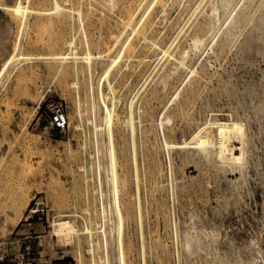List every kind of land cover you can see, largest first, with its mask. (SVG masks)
Wrapping results in <instances>:
<instances>
[{"label":"rangeland","instance_id":"1","mask_svg":"<svg viewBox=\"0 0 264 264\" xmlns=\"http://www.w3.org/2000/svg\"><path fill=\"white\" fill-rule=\"evenodd\" d=\"M61 1L82 17L0 9V249L28 241L42 264H79L80 253L93 264L86 234L66 240L54 223L82 229L101 217L97 264H264V0ZM130 11L139 32L124 26ZM70 37L78 48L61 63ZM183 48L181 66L170 53ZM54 101L66 130L49 123ZM215 118L244 123L238 164L180 145L198 126L215 137Z\"/></svg>","mask_w":264,"mask_h":264},{"label":"bare ground","instance_id":"2","mask_svg":"<svg viewBox=\"0 0 264 264\" xmlns=\"http://www.w3.org/2000/svg\"><path fill=\"white\" fill-rule=\"evenodd\" d=\"M22 1L23 0H17V1L15 0L16 3L14 2V4H4V3H2L0 1V9L1 10H4V9L13 10V11L17 12V14H19V13L21 14V13H25V12H33V13L39 14L40 16H42V15L49 16V15L55 13V14H59V15H61V14L69 15L70 17H76V16L82 17V11L80 9L76 10L74 7H68V6L66 7L63 4L64 2L61 1V0H52V6L51 7L32 8V9H31V7H30V9H28L27 7H25L23 5ZM66 1L68 2V0H66ZM255 1L256 0H249L250 5H252ZM167 2H168V0H164L163 3H162V5L163 6H166L167 5ZM220 2H221V7H224V8L227 9L231 5L232 0H220ZM200 4H202V3H200ZM217 12H218V7L216 6V3L215 4H212L211 11L209 12L210 13L209 18L216 17V19H217L218 18L217 17V15H218ZM241 14L244 15L245 13H241ZM244 16L242 18H244ZM206 20H205L204 23H201L200 25L198 24L199 25V29L200 28H203V26L206 23ZM123 23H124V26H126V27L128 26L133 31L139 32L138 23H136V13L134 11H130L124 17V22ZM152 24L150 23L149 25H147L148 30L152 29ZM202 30H204V29H202ZM196 31H199V30H196ZM205 31H206V29H205ZM199 33H201V30H200ZM199 33L195 32V34L193 35V39H192V45L196 49L199 48L200 46H202L203 45L202 42L204 41V39L202 38V36ZM206 33H204V34L206 35ZM202 35H203V33H202ZM142 36L144 37V39H147V37H145L144 34H142ZM65 42H66V45H67V50L63 53V56H61V63H65V61L63 59H64V55L68 51L73 52L76 48H78V46H77L78 45L77 38L70 37ZM148 45L150 47H155V48L156 47H158V48L160 47L159 46V42L158 41H155L153 39L150 40V42H149ZM171 46H172V44L169 47H163V48H161L162 52H164L166 55L169 54V51H170ZM54 53H55V51H54ZM59 53H57V54H59ZM57 54H55V55H57ZM188 55H189V50L187 48H183L178 53H170L171 59L174 60V63H176L177 65H181V66L182 65H185V60L188 57ZM168 58H169V56H168ZM75 62L77 63V60H75ZM187 65H188V63H187ZM178 67H180V66H178ZM171 73H172V71L167 72V74L166 73L165 74L168 77V76H170ZM166 80L164 79L163 82H165ZM77 84H78V82H74V85H77ZM41 101H42V99L39 100L35 104V107L33 109L34 112L32 111L33 112V115L38 110V108L40 107ZM108 111H109V108L107 107V112ZM79 112L81 114V111L80 110H79ZM31 117H33V116H31ZM106 120H107V122H110V119L108 118V115L106 116ZM89 121H91V119H89ZM132 121L133 120L130 119V122L133 124ZM212 121H209V124ZM212 124L215 127V137H213V135H211L210 133H208L207 131H205V127L204 126H198L194 130V132L192 134L191 140H188V141L186 140L183 143H181L180 145L186 146V145H189V144H192L193 143V144H195V146L197 145L199 147L213 146L212 148L216 147V155H217V157L221 161H223V162H231L232 161V162L238 164V162H240L242 160L243 154H244V142H245V127H244L245 125H244V123H242L241 121H239L237 119L215 118L214 119V123H212ZM96 127H97V125H96ZM214 138H215V140H213ZM165 144L167 146H170V145H172V146L179 145L178 143H171V142H168V141H166ZM113 154L114 153H112V151H111V169H112L113 180L116 181V175H115L116 173H115V170H116L117 161H116V158L114 157ZM136 180H137V183L139 184V177H138V175L136 176ZM88 191H89V189H88ZM103 207H105V206H103ZM89 208H86V210L88 211ZM138 209H139V212H140V215H141V212L143 210H141L140 197H139ZM103 213H104L103 214L104 217H106V215H105V208H104V212ZM66 216H69V215L67 214ZM100 223H101V217L97 218L96 220L94 219V221H90V223L87 222V224H85L84 227L81 229V228H78L70 219H67V218L64 217L63 219H60L59 221H57V222L54 223V226H55V230H54L55 233L54 234L56 236L63 237L66 240H71L75 236H80L81 234H86L87 244H88L87 250L91 254V257L93 259V264H97V258L100 259V262L103 261V260H105V256H103L101 254V252L99 251V247L98 246L97 247L95 246L98 243V238L97 237H98V235H99L100 232H102L104 235L107 236L106 229H102L100 231L97 229L96 226H99ZM120 229H121V225H119V230ZM185 237H186L188 243H190V239L192 237L191 233L187 232L186 235H185ZM198 241L200 242V244L202 243L201 240L198 239ZM67 244H69V243H67ZM146 249H145V246L143 245L142 252H143L144 262L146 261V254H147L146 253L147 252ZM77 260H78V263L79 264H82L83 263V257H82V254L81 253L78 255Z\"/></svg>","mask_w":264,"mask_h":264},{"label":"built area","instance_id":"3","mask_svg":"<svg viewBox=\"0 0 264 264\" xmlns=\"http://www.w3.org/2000/svg\"><path fill=\"white\" fill-rule=\"evenodd\" d=\"M49 123L58 130H66L70 125L69 114L63 102L54 101L48 104ZM40 254L35 251L31 242L25 241L20 245L17 252L14 249H0V264H42V259L34 255Z\"/></svg>","mask_w":264,"mask_h":264},{"label":"crops","instance_id":"4","mask_svg":"<svg viewBox=\"0 0 264 264\" xmlns=\"http://www.w3.org/2000/svg\"><path fill=\"white\" fill-rule=\"evenodd\" d=\"M55 264H59V263H55Z\"/></svg>","mask_w":264,"mask_h":264}]
</instances>
